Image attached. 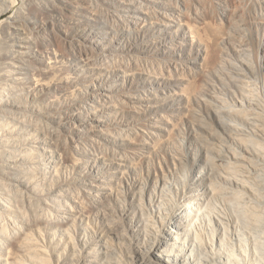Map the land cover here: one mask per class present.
I'll return each mask as SVG.
<instances>
[{
    "label": "rangeland",
    "instance_id": "rangeland-1",
    "mask_svg": "<svg viewBox=\"0 0 264 264\" xmlns=\"http://www.w3.org/2000/svg\"><path fill=\"white\" fill-rule=\"evenodd\" d=\"M13 1L0 3L6 12L0 15L1 37L8 14L15 9ZM134 1L139 3L137 8L142 15L128 17L138 24L139 31L124 38L115 32L119 37L114 35L116 39L104 42V50H97L99 56L106 58H102V64L116 69L119 75L103 83L92 81L102 90L95 104L97 113L92 114L101 116L103 126L90 129V133H96L93 144H81L83 153L71 152L66 164L59 167L60 178L72 184L69 190L72 189L79 210L75 224L69 235L45 226L34 232L35 247L50 264H77L65 263V256L72 244L81 249V238L91 244L93 255L98 253L97 236L107 238L116 255L127 264L136 256L140 243L155 238L168 215L178 206L191 203L194 195L205 199V203L211 201L208 213L222 215L231 222L232 229L235 226L227 203L219 196L202 195L199 189L206 177L221 189L236 190L234 168L242 171L244 162L236 163L228 155L248 157L245 142L251 136L246 134H250V129L256 132L257 125H264V0ZM114 7H109L110 12L118 11ZM27 8L26 15H43L48 1L35 0L32 9ZM99 8V15L105 13V6ZM36 31L29 32L34 40L54 34L52 28ZM82 42L88 49L91 45L96 48L90 39L83 38ZM41 51L48 56L49 69L40 74L31 71V79H40V83L54 88L46 94L33 91L39 96L37 103H89V90L81 86L86 77L70 80L78 87L55 89L56 84L63 83L68 70L49 60V49ZM257 73L261 83H257L253 94L249 84L256 81ZM70 76L75 77V72ZM2 83L5 82H0V86ZM246 99L252 100L251 105L246 104L247 110H231L242 109ZM220 120L231 131L221 130ZM236 124L237 131H233ZM117 128L124 130V136H112V130ZM222 156L226 163L217 166L214 174L207 158L216 161ZM83 173L92 175L98 183H81ZM163 178L168 181L166 188L150 186ZM96 184L100 188H95ZM102 187L114 189L113 197L95 210L96 191ZM154 199L160 207L157 210L149 205ZM208 213L200 219L204 226L209 224L205 217ZM140 234L144 235L143 240ZM18 252L17 258L25 259ZM98 260L103 262L101 255Z\"/></svg>",
    "mask_w": 264,
    "mask_h": 264
},
{
    "label": "bare ground",
    "instance_id": "bare-ground-1",
    "mask_svg": "<svg viewBox=\"0 0 264 264\" xmlns=\"http://www.w3.org/2000/svg\"><path fill=\"white\" fill-rule=\"evenodd\" d=\"M47 1L48 8L43 15H26L24 8L28 7L30 11L35 0H14L15 9L8 14L2 37L0 35V82H5L0 86V264H50L35 247L34 232L45 226L69 235L79 210H76L72 189L69 190L72 184L60 178L59 167L66 164L71 152L83 153L81 144H93L96 133H90V129L98 130L103 126L99 121L101 116L92 114L97 113L94 112L95 104L101 98L99 91H102L93 82L103 83L119 76L116 69L102 64L104 57L99 56L97 50H104V42L118 38L117 33L123 38L137 33L138 24L131 22L128 16L138 18L142 15L137 8L139 3L134 0ZM118 1H121L119 6ZM101 6L106 10L99 15L96 8ZM109 7L118 11L114 14ZM2 13L6 12L0 5V15ZM69 16L74 17L67 19ZM154 18L156 16L151 19ZM47 28L54 32L48 38L34 40L29 36V32ZM83 38L90 39L96 48L91 45L88 49ZM127 48L130 52V46ZM45 49L51 51L49 60L68 70L63 83L56 84L55 89L58 86L62 89L78 87L70 80L86 77L85 85L81 86L89 90V103L72 106L64 102L59 106L37 103L40 101L38 94H46L54 88L40 83V79H31V71L37 70L40 74L49 69L46 65L48 56L41 51ZM245 52L243 50L242 54ZM255 57L256 61L257 55ZM72 71L75 77L70 76ZM256 75V81L249 84L253 94L257 91V83H261L260 75ZM33 91L38 94H32ZM246 104L251 105L252 100L246 99L242 109L235 107L231 110H247ZM237 114L242 115V112ZM219 128L231 131L222 120ZM233 131H237V124ZM250 131L246 137H251L245 142L249 156L228 155L236 163L244 162L242 171L234 168L236 190L221 189L214 180L210 178L208 181L206 177L205 184L199 189L202 195L219 196L227 203L234 228L224 216L208 213L211 201L205 203V199L194 198V195L191 203L178 206L168 215L166 224L154 234L155 238L143 240L144 235L140 234L144 243L139 242L136 256L127 264H264V125H257L256 132ZM112 132V136L122 137L124 130L117 128ZM225 163L223 156L216 161L207 158L214 174L217 166ZM80 181L98 183L86 173ZM150 186L166 188L168 181L157 179ZM95 188L100 186L96 184ZM113 190L102 187L96 191L95 210L113 197ZM146 197L150 199V196ZM149 205L156 210L160 208L155 199L150 200ZM205 213H208L205 217L209 224L204 226L200 219ZM97 238L98 253L93 255L91 244L81 238V246L78 245L81 249L71 243L65 263L124 264L107 238ZM14 244L18 245L13 251ZM18 251L25 259L20 255L21 259L17 258ZM100 255L103 262L98 260Z\"/></svg>",
    "mask_w": 264,
    "mask_h": 264
}]
</instances>
